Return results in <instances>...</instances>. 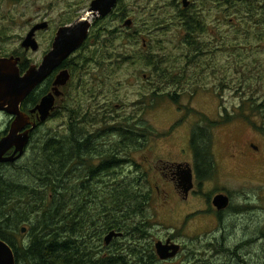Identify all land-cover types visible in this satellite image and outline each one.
I'll return each instance as SVG.
<instances>
[{"label":"rangeland","instance_id":"374dc122","mask_svg":"<svg viewBox=\"0 0 264 264\" xmlns=\"http://www.w3.org/2000/svg\"><path fill=\"white\" fill-rule=\"evenodd\" d=\"M245 1L220 0V22H214V31L208 29L200 35L201 39L197 41L201 51L192 64L185 59L186 40L177 18L179 8L171 0H119L121 5L116 7L115 12L120 8L125 9L128 12L126 19H132L133 25L126 26L115 14L105 18V21L92 20L88 43L75 56L78 66L84 70L81 74H76L70 90L71 98L67 103L75 106L78 120H83L86 130L91 133L108 129L106 127L110 122H119L126 127L137 128L146 135L139 139L144 148L133 156L134 162L119 166L118 180L131 179L135 185L142 184L144 188L151 190V203L146 212L137 218L146 227L144 229L147 233L139 242L155 249L157 241H164L174 234L177 243L186 244L194 252V256L186 258L185 250L177 260L179 264L184 257L183 264H225V256L218 258L220 256L215 255L214 247L208 244L213 240L212 231L217 228L213 217L193 221L190 226L193 231H189L191 236L184 234L182 214L190 207L172 202L174 211L171 213L159 199L156 189L159 183L153 176L154 172L157 168H162L164 162L182 161L185 149L184 158H187L192 133L195 132L197 123L202 121L203 114L212 119L219 113L226 116V113L233 112L232 107L238 109L241 103L247 102L250 117L256 119L261 129L264 128V27L250 14L251 0H247L248 4ZM91 2L92 0H0V56L24 52L23 43L27 34L35 25L47 23L48 27L37 31L35 35L39 49H29L27 52L31 63H38L51 46L59 27L73 23L88 10ZM254 6L253 4V8ZM107 24L111 30H119L114 45L122 53L117 61L119 70L112 75H109L106 56L109 47L106 45L107 30H100ZM129 28L135 33L130 41L125 39ZM144 41L147 45H144ZM164 48L167 53L174 54L172 58L176 62L173 66L185 67L188 75L185 92L179 97V103H175L167 95L152 96L151 88L157 87L158 78L152 67L146 65L145 59L153 61L154 56L164 52ZM126 54L133 57L125 59ZM195 85L205 90L202 88L193 96ZM255 90L257 92L253 94ZM149 99L152 100L150 106ZM251 103L256 104V108L252 109ZM63 122L52 120L38 128L23 161L32 157L35 147L49 135H68L70 124ZM77 122L74 123L75 126ZM9 123V114L0 112V138L9 129ZM259 127L253 128V132L251 127H247L245 134H260ZM224 135L223 139L227 140L229 137ZM117 137L113 133L107 134L105 130L96 143L100 150L106 151ZM122 156L126 157V153H122ZM254 168L255 164L252 166ZM7 170L13 169L0 166V176ZM104 178L106 181H94V186L101 192L107 189L106 182L113 180L106 175ZM75 183L77 184L76 181ZM144 215L151 219L146 221ZM236 224L235 230L227 233V247H233L240 239L241 233ZM27 227L28 231L19 233L20 240L26 244L31 238L30 225ZM226 229L231 231L228 225ZM132 240H138L137 233L126 234L117 244L131 243ZM249 250V258L252 257V263L255 264L260 245ZM161 264L168 262L161 260ZM227 264L234 262L229 261Z\"/></svg>","mask_w":264,"mask_h":264},{"label":"trees","instance_id":"16d2710c","mask_svg":"<svg viewBox=\"0 0 264 264\" xmlns=\"http://www.w3.org/2000/svg\"><path fill=\"white\" fill-rule=\"evenodd\" d=\"M120 5L118 2L117 7ZM249 7L250 14L264 27V0H251ZM114 12L111 16L115 14L122 23L126 22L128 12L125 9ZM104 26L100 30H107L106 45L109 47L106 56L109 75H112L119 70L117 61L122 56L114 45L119 30H111L108 24ZM200 33L202 29L193 30L189 40L185 41L187 63L195 62L201 51L197 41ZM134 36V31L129 28L125 39L130 41ZM144 45H147L146 41ZM163 51L154 56L153 61L146 58V65L152 67L158 78L156 96L167 95L179 103L188 75L185 67L173 66L176 61L172 52L173 55L167 53L165 48ZM132 57L125 55V59ZM199 90L200 86L195 85L193 96ZM106 128L107 134L118 136L106 151H101L96 138H92L93 135L100 138L105 130L91 133L86 130L85 122L78 120L76 126L70 125L68 135L46 137L27 160L23 161L24 156L20 162L0 164L13 169L0 176V238L14 249L17 264H161L154 247L139 242L147 233L146 227L137 218L146 212L151 203V190L142 184L135 185L131 179L118 180L119 166L131 161L121 152L137 149L143 131L119 122H110ZM198 139L195 131L193 147L205 151L209 161L207 153L212 136H209L207 144ZM31 144L32 140L29 146ZM104 175L113 180L106 182L108 187L101 192L94 186V181L105 180ZM149 219L146 215L145 220ZM27 225H30L31 238L26 244L20 240L19 233ZM112 230L122 231L123 237L128 233H137L138 240L117 244L122 237L106 245L104 236Z\"/></svg>","mask_w":264,"mask_h":264},{"label":"flooded vegetation","instance_id":"af4514ba","mask_svg":"<svg viewBox=\"0 0 264 264\" xmlns=\"http://www.w3.org/2000/svg\"><path fill=\"white\" fill-rule=\"evenodd\" d=\"M171 3L177 5L179 8L177 16H180L179 19L183 29V36L186 41L191 37L193 30L202 29V33L198 35V40L200 35L204 34L205 30L212 29L214 31V22H220V0H171ZM209 13L212 16L211 21ZM55 37L49 49L44 52L42 59L36 64L31 63L27 56L28 50H32V48L24 45V52L10 56H0V58H19L18 66L21 73L24 74L30 67H39L43 63L45 56L53 48ZM89 38L90 35L80 48L56 67L34 90L35 92L33 91L25 99L21 109L30 116L32 123H37L41 127L52 120H63V123L70 125L77 122L79 117L78 114L76 116V108L75 106H70L67 101H70V90L76 74H81L83 72L82 70H84L76 62V53L85 47ZM64 70L69 71L71 76L70 80L65 86H56L55 81L57 76ZM56 88H59L62 93L56 96L51 114L46 121L42 122L40 121L39 111L35 113L32 111L41 103L46 95L55 93ZM151 89L152 96H156V87L153 86ZM202 90H205V88ZM148 97L150 98L151 95H148ZM151 103L152 100L149 99V106ZM246 104L247 102L241 103L238 109L232 107L233 112L226 113V116L225 114L219 113L217 117L212 119L207 118L204 114L202 115L203 119L200 123H197L195 131L198 134V140L202 143L205 142L207 144L209 136H212L211 148L207 153L209 155V161L205 157V151L196 150L193 147V132L188 145L190 147V153L187 158H184L185 149L182 153V161L164 162L162 168H157L153 174L159 183L156 185L159 199L164 202V206L171 213L174 211L172 202L173 204L177 203L181 206L190 207L182 214L184 219L182 226L185 228V231H183L184 234L191 236L189 231H193L190 227L193 221L206 217L214 218L216 223L215 227L217 228L212 231L214 233L212 235L213 240L208 242V244L214 247L216 250L215 255L220 256L218 258L225 256V261L223 262L225 264L229 261L234 262V264H253V258H249L251 255L249 249L257 245H260V250L255 257V264H264V128L261 129L256 119L250 117V113L247 112L249 108L246 107ZM254 105L256 104H253L252 107ZM9 117L10 128L14 117L10 114ZM30 127L28 126L26 129ZM247 127H251L252 132L253 128L257 129L259 127L262 133L259 132L260 134L256 133L255 136H249L245 134ZM8 130L4 132L5 135ZM33 132L31 133L30 142L34 136ZM223 134L229 138L224 140ZM141 135L139 139L146 137L144 133ZM150 136L152 137L153 135ZM94 137L96 140L99 139L96 135L92 136V138ZM139 139L138 143L140 145L137 149H132L126 153V157L131 159L128 163L134 162L133 156L144 148V145L140 143ZM13 150L9 151L7 155L12 154ZM101 151L105 150L102 149ZM122 153L125 152L122 151L121 155ZM254 164L255 168L252 169ZM189 169H191L193 186L187 190L190 182L187 183L185 180L188 178V173L186 172ZM160 185L164 187L161 188ZM218 195L226 196L228 203L225 207H218L214 204V199ZM235 224L241 233L240 239L233 247H227L225 244L227 233L235 230ZM227 225L231 227V231L226 229ZM21 233L23 234L24 232ZM168 239L178 242L174 234L167 237L164 241L166 242ZM185 250L187 251L186 258L194 256V252L188 249L186 244L182 243L179 254L165 261L168 264H179L177 260ZM184 261L185 257L183 259ZM183 262H180V264H183Z\"/></svg>","mask_w":264,"mask_h":264},{"label":"water","instance_id":"95a60500","mask_svg":"<svg viewBox=\"0 0 264 264\" xmlns=\"http://www.w3.org/2000/svg\"><path fill=\"white\" fill-rule=\"evenodd\" d=\"M119 0H92L90 7L78 19L69 25L59 28L57 31L52 50L45 56L43 63L30 67L24 74L18 66L19 58H0V112L4 111L14 117L11 126L5 136L0 139V164L15 163L20 160L30 143L31 133L37 128V123H32L30 116L26 114L21 106L25 99L72 53L80 48L88 39L92 27V20L105 18L111 15L117 7ZM132 20L127 19L126 26L132 25ZM47 23L35 25L28 34L24 46L37 50L39 44L35 39L38 30L45 29ZM68 70L62 71L55 81L56 86H65L70 80ZM62 92L59 88L55 93L46 95L41 103L32 111H39L40 121H46L51 114L56 101V96ZM28 126L30 128L26 129ZM12 149L13 152L7 155ZM188 178L185 182L192 188V174L189 169ZM228 203L226 196L218 195L214 199V204L218 207H225ZM27 227L22 228L26 232ZM124 236L122 231L112 230L105 235L106 245H110L115 239ZM158 257L162 260H169L177 256L181 250V245L168 239L166 242L159 240L155 244ZM0 264H17L16 256L12 246L0 238Z\"/></svg>","mask_w":264,"mask_h":264},{"label":"bare ground","instance_id":"6f19581e","mask_svg":"<svg viewBox=\"0 0 264 264\" xmlns=\"http://www.w3.org/2000/svg\"><path fill=\"white\" fill-rule=\"evenodd\" d=\"M20 162V161H19ZM119 207V206H118Z\"/></svg>","mask_w":264,"mask_h":264}]
</instances>
